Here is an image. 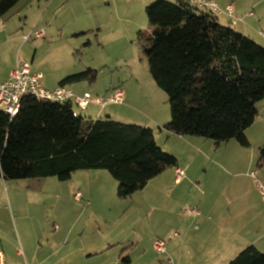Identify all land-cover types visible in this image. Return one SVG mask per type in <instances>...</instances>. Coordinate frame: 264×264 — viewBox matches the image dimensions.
<instances>
[{
  "label": "rangeland",
  "instance_id": "1",
  "mask_svg": "<svg viewBox=\"0 0 264 264\" xmlns=\"http://www.w3.org/2000/svg\"><path fill=\"white\" fill-rule=\"evenodd\" d=\"M38 1L35 5H40L39 15L34 16L33 11L29 21L20 20L26 23V32L36 23L39 30L45 31V38L28 42L33 48L31 55L37 48L35 61H41L44 80L56 81L55 68L73 71L72 74L87 69L96 71L94 83L85 81L93 98H103L107 91L116 88L126 94L125 103L102 108L115 109L117 113L127 111L111 119L146 126L154 130L158 145L175 154L180 164L189 158L193 151L164 129L170 121L168 98L152 79L143 53L140 35L149 31L145 8L155 0H55L53 4L50 0ZM255 1L259 8L249 6L247 19L251 25L247 35L264 46V0L246 3ZM13 12L6 16V22L20 21ZM229 18L234 28L244 23L236 12ZM33 65L38 67L37 62ZM73 108L86 119L93 108L101 109L94 103L86 113ZM257 111L256 121L246 131L251 146L245 152L257 151L259 156L264 149V100ZM174 169H164L144 189L126 199L117 196V183L106 170H79L68 181L56 177L0 181V223L11 221L19 227L26 224L31 236L47 238L43 254L49 257L50 252H57L44 264H121L119 254L123 250L130 256V264H188L178 247L175 256L169 258L166 252L158 254L153 248L157 239L166 242L169 234L174 237L180 232L188 209L198 210L193 201L200 188L197 193L193 185L182 184L183 180L176 183ZM259 169L255 166L252 170ZM204 170L193 165L190 174H212ZM0 226L1 233L3 225ZM134 242L138 245L134 246ZM103 243L110 246L89 256L91 249ZM192 247L199 251L201 246L194 243Z\"/></svg>",
  "mask_w": 264,
  "mask_h": 264
},
{
  "label": "trees",
  "instance_id": "2",
  "mask_svg": "<svg viewBox=\"0 0 264 264\" xmlns=\"http://www.w3.org/2000/svg\"><path fill=\"white\" fill-rule=\"evenodd\" d=\"M18 1L0 0V15ZM145 15L149 31L140 35L143 53L170 107L164 129L216 146L235 140L249 147L246 131L264 100V46L187 0H155ZM86 80L94 83L96 71L69 75L59 85ZM74 106L81 110L70 101L30 96L22 99L13 118L0 110V181H68L79 170H106L117 183V196L126 199L164 169L179 166L178 159L158 145L154 130L109 116L86 119ZM263 164L264 149L258 168ZM120 257L121 264L131 263L124 250ZM229 264H264V253L251 245Z\"/></svg>",
  "mask_w": 264,
  "mask_h": 264
},
{
  "label": "crops",
  "instance_id": "3",
  "mask_svg": "<svg viewBox=\"0 0 264 264\" xmlns=\"http://www.w3.org/2000/svg\"><path fill=\"white\" fill-rule=\"evenodd\" d=\"M54 1L50 0L51 4ZM215 1L222 11L221 14L215 15L222 24L232 26V19L224 11L227 5L233 3L235 4L236 14L244 18V23L238 24L239 28H235L245 35L250 33L251 22L247 19V17H250L248 16L249 8L252 6L258 9V1L252 2L250 5L246 3V0ZM37 3H39L38 0H19L3 16L5 30L0 32V82L8 79L10 72L18 62H28L31 64L34 73H41V61H35L37 48L34 49V54L31 55L32 45L28 44L29 41L25 42L23 40L24 35L29 34L34 29L39 30L38 24H33L26 32L27 25L24 20H20L23 18L29 21L28 18L33 11V15L38 16L41 8L40 5H35ZM11 11H14L13 14L15 13V16L20 20L19 22L17 20H12L11 23L6 22V16ZM40 30H43V38H45L44 29L41 28ZM247 36L250 37V35ZM36 62L38 67L32 66V63ZM60 70L61 68L53 70L57 71L54 72L56 78L54 82H49L44 80V77L42 78V84L45 89L55 90L60 86V81L66 76L72 75L73 72H61ZM67 87L74 94L82 95L88 93L91 95L90 87L85 82L67 85ZM111 91H107L105 96ZM88 107L83 112L89 111ZM126 112L124 110L117 113L115 109L106 111L105 109L102 110V108L98 111L93 108L87 118L97 119L106 116L116 118V116ZM176 136L187 145L189 150L193 151L189 158L186 160L181 159L183 161H181V164L184 165V168L175 154L166 152L174 155L178 159V165L185 170V178L181 183L186 182L190 187L193 185L197 193H199V188L201 191L195 201H193L199 210V215L194 216L188 212L189 214L187 213L181 221L180 232L174 233V237L171 234L168 235L167 241L171 244L166 249V256L168 258L169 256L174 257L175 250L178 247L179 251H181V256L187 258L188 264H229L242 250L251 245H254L259 251L264 253V200L256 187L255 181L248 173L250 170L253 171L252 169L255 166L258 168V152L251 151L246 154L245 148L248 147L241 146L235 140L216 146L213 141L208 139L193 136ZM247 139L249 141L248 136ZM163 150L165 151V149ZM193 165L200 166L201 169L204 168L205 172L211 171L212 174H190ZM209 176H213V179ZM258 178L264 181V166L258 170ZM213 180L216 181L213 182ZM0 225H3V231L1 230L0 233V249L4 252L6 264H44L51 254L53 255V252H57V250H51L53 252H50L49 257L43 254L47 238L44 236H31L29 234L30 228L26 224H21L19 227L17 223L9 221L7 224L0 223ZM55 228L58 227L55 226ZM167 241L166 244L168 243ZM194 243H198L201 246L199 251L192 247ZM132 244L134 246L138 245L136 242ZM106 246H110V243H103L98 247H94L89 251V256L99 254ZM120 256L121 253L119 254L121 261Z\"/></svg>",
  "mask_w": 264,
  "mask_h": 264
},
{
  "label": "built area",
  "instance_id": "4",
  "mask_svg": "<svg viewBox=\"0 0 264 264\" xmlns=\"http://www.w3.org/2000/svg\"><path fill=\"white\" fill-rule=\"evenodd\" d=\"M191 5L221 14V10L215 0H187ZM225 14L232 17L235 12V6L229 4L225 8ZM252 14V13H251ZM234 23V22H233ZM232 23V24H233ZM5 30V21L0 15V32ZM261 34V33H260ZM264 37V33L262 32ZM35 38H43V30L34 29L29 34L23 36L25 42ZM42 73H34L31 64L28 62H18L15 68L10 72L6 81L0 82V110L8 114L11 118L15 117L21 105V101L25 97H36L54 102L70 101L76 104L81 110H85L89 104L94 103L97 106L105 107L109 104L125 103V92L122 89H116L112 93L103 98H92L90 94L83 95L74 94L67 86H59L55 90H47L42 84ZM175 182L179 183L185 178V171L180 166L174 169ZM250 176L255 181L256 187L264 200V181L258 178V171L253 170ZM80 193L76 194L78 198ZM194 216L199 215V210H189ZM154 250L158 254L166 252V242L157 239L153 244ZM0 264H6L4 252L0 249Z\"/></svg>",
  "mask_w": 264,
  "mask_h": 264
}]
</instances>
